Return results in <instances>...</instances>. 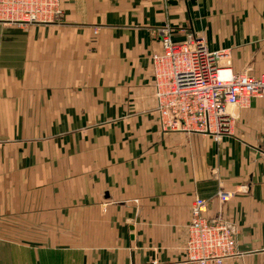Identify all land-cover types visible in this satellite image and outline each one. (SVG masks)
Listing matches in <instances>:
<instances>
[{"label": "crops", "instance_id": "0c3cea01", "mask_svg": "<svg viewBox=\"0 0 264 264\" xmlns=\"http://www.w3.org/2000/svg\"><path fill=\"white\" fill-rule=\"evenodd\" d=\"M58 24L0 23V264H188L190 205L264 264V97L230 133L162 131L160 28L264 73V0H62ZM226 197L218 196V193Z\"/></svg>", "mask_w": 264, "mask_h": 264}, {"label": "built area", "instance_id": "2783aa9c", "mask_svg": "<svg viewBox=\"0 0 264 264\" xmlns=\"http://www.w3.org/2000/svg\"><path fill=\"white\" fill-rule=\"evenodd\" d=\"M63 17L62 0H0L3 24H58ZM159 33L161 51L151 55V87L162 131L211 134L218 140L230 133L228 106H246L252 98L264 97V73H234L229 62L219 64L227 53L208 50L200 37L173 41L169 27ZM206 211V200L196 196L183 247L188 264H223L239 254L231 225L207 217Z\"/></svg>", "mask_w": 264, "mask_h": 264}]
</instances>
